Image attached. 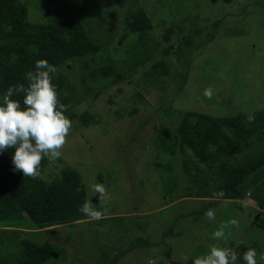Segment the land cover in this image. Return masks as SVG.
<instances>
[{"label":"rangeland","instance_id":"1","mask_svg":"<svg viewBox=\"0 0 264 264\" xmlns=\"http://www.w3.org/2000/svg\"><path fill=\"white\" fill-rule=\"evenodd\" d=\"M56 4L59 10L52 15ZM136 10H144L151 20L147 36L152 57L130 75L124 71L133 62L129 56L134 35L123 43L119 38L126 13ZM76 17L87 23L89 36L101 45L93 65L111 61L124 78L108 85L111 78H92L82 68V60L61 69L81 95L76 114L88 112L97 123L84 127L79 118L71 120L62 156L48 164L42 177L53 179L65 165L76 169L87 201L100 209L103 218L24 229L19 236L63 252L64 259L54 255L46 264H193L214 245L235 249L240 253L238 264H244L243 253L253 248L258 264H264L259 260L264 254V228L254 225L264 211L246 193L237 200H218L216 219L209 221L195 215L209 199L172 200L169 180L182 178L181 156L161 151L157 134L160 125L175 129L182 111L222 117L264 108V0L216 5L208 0H136L125 8L114 0H30L28 4L32 24ZM188 37L193 45L186 60L176 53ZM159 62L169 67V75L158 69V78L146 76ZM176 71L187 75L184 88L179 78L175 80ZM206 88L214 91L211 99L203 95ZM170 161L168 171L164 167ZM98 183L107 190L102 202L93 192ZM232 219L238 225L225 229L227 238L214 239L213 233ZM136 237L149 239L152 246L109 263ZM11 252L3 249L0 255ZM103 253L108 256L106 263Z\"/></svg>","mask_w":264,"mask_h":264},{"label":"trees","instance_id":"2","mask_svg":"<svg viewBox=\"0 0 264 264\" xmlns=\"http://www.w3.org/2000/svg\"><path fill=\"white\" fill-rule=\"evenodd\" d=\"M29 1L0 0V96L10 86L21 83L27 86L26 73L35 70L36 61L46 59L57 68L53 83L60 102L67 106L65 115L70 120L79 118L84 127L95 125L97 120L94 115L88 112L76 114L75 105L80 103L81 95L75 93L74 86L61 69L68 63L82 60V68L92 78H111L108 85L122 81L123 73L117 71L108 60L106 64L93 65L101 45L89 36L84 20L76 17L47 23H29ZM134 1L114 0L119 8H125ZM233 1L208 0L211 5L230 4ZM55 10H59L57 4L52 8V15ZM123 23L119 41L123 43L134 35L129 56H132L133 62L130 60L124 71L132 75L152 57V47L147 36L152 23L144 10L126 13ZM192 45L193 38H186L177 48L176 54L187 60ZM158 69L169 75V67H165L162 62L154 65L145 75L158 78L161 73L157 72ZM175 76H178L175 80L179 78L180 88H184L187 75L176 71ZM101 91L102 88L94 95H99ZM12 98L19 100L23 107L22 93L14 94ZM250 113L255 116L252 123L247 121ZM157 134L162 143L161 151H167L171 157L178 154L181 156L182 178L169 180L168 193L172 195V200L209 199L195 213L200 217L205 216L207 210L216 209L218 200H237L248 193L259 211H264V108L222 117L198 111H182L175 129L160 125ZM14 151L9 148L0 153V251H13L11 256L0 255V264H46L54 255L64 259L63 252L58 248L42 246L19 235L24 229L41 230L88 220L79 211L87 200L81 175L76 169L65 165L58 176L47 180L42 177V173L50 162L44 158L39 178L24 177L22 172L14 170ZM164 168L171 171V161ZM221 191L224 196L215 198L214 194ZM254 225L264 228V216L255 220ZM167 231L171 232L172 228L169 227ZM151 246L149 239L136 237L109 263H116L120 256L132 250ZM103 258L106 263V253H103Z\"/></svg>","mask_w":264,"mask_h":264},{"label":"clouds","instance_id":"3","mask_svg":"<svg viewBox=\"0 0 264 264\" xmlns=\"http://www.w3.org/2000/svg\"><path fill=\"white\" fill-rule=\"evenodd\" d=\"M57 68L46 59L36 61L35 70L26 73L27 86L18 84L10 86L0 96V153L12 148V163L14 170L22 172L24 177L37 179L41 175V164L44 158L54 163L62 156V149L67 143L66 138L71 132L72 121L65 115L67 106L60 102L59 94L53 76ZM23 94V107L19 100L13 99L14 94ZM203 95L211 99L214 95L212 88H206ZM253 114L247 115L249 123L254 122ZM93 192L98 194L102 202L107 190L103 184H95ZM220 199L224 192L214 194ZM79 211L89 220H100L103 213L94 207L91 201H85ZM209 221L216 219L215 209L205 212ZM238 225L232 219L225 222L213 233L216 240L227 238L225 229ZM230 234V233H229ZM257 252L248 248L243 253L244 264H258ZM238 253L232 247L212 246L207 254L197 257L193 264H238ZM264 261V254H260Z\"/></svg>","mask_w":264,"mask_h":264},{"label":"water","instance_id":"4","mask_svg":"<svg viewBox=\"0 0 264 264\" xmlns=\"http://www.w3.org/2000/svg\"><path fill=\"white\" fill-rule=\"evenodd\" d=\"M94 201V200H93Z\"/></svg>","mask_w":264,"mask_h":264}]
</instances>
